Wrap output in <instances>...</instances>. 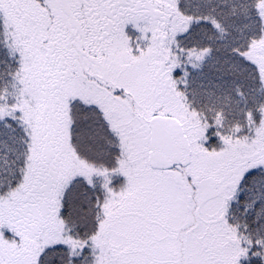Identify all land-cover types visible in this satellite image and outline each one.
I'll return each instance as SVG.
<instances>
[{"label": "snow or ice", "instance_id": "1", "mask_svg": "<svg viewBox=\"0 0 264 264\" xmlns=\"http://www.w3.org/2000/svg\"><path fill=\"white\" fill-rule=\"evenodd\" d=\"M0 264H264V0H0Z\"/></svg>", "mask_w": 264, "mask_h": 264}]
</instances>
